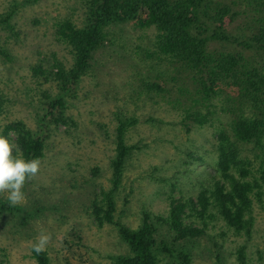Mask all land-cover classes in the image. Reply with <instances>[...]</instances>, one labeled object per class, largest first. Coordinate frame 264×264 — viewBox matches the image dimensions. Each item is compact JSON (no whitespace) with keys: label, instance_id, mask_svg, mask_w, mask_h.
<instances>
[{"label":"rangeland","instance_id":"rangeland-1","mask_svg":"<svg viewBox=\"0 0 264 264\" xmlns=\"http://www.w3.org/2000/svg\"><path fill=\"white\" fill-rule=\"evenodd\" d=\"M15 4L13 31L0 27V43L10 54H0V135L18 120L37 130L44 92L59 93L45 74L58 60L67 67L74 61L71 48L58 39L57 22L65 17L83 25L86 19L84 0H0V11ZM220 5L237 13L235 20L227 18L235 38L249 37L264 21V0H212L209 13ZM139 23L137 18L111 25L109 40L95 52L91 68L64 95L66 123L47 131L39 171L22 189L24 200L9 206L0 194V264H35L31 245L40 234L49 237L45 250L52 264H118L119 255L129 251L118 223L136 230L146 221L154 224L159 264H180L176 252L168 253L171 247H184L193 264H240L241 248L245 264H264V197L255 200L250 232L238 233L217 215L204 223L186 214V221L204 233L181 241L169 225L156 221L179 203L191 212L190 199L196 201L220 172L218 134L230 130L234 113L251 116L256 108L253 100L231 89L204 98L198 72L162 54L157 29ZM235 41L210 40L208 50L241 51L264 68V51ZM118 114L138 119L126 133L136 147L112 191ZM199 115L206 120L201 122ZM8 139L15 145L17 134L13 131ZM237 142L240 157L256 168L253 143ZM110 194L115 222L100 225L94 207L105 206Z\"/></svg>","mask_w":264,"mask_h":264},{"label":"trees","instance_id":"trees-1","mask_svg":"<svg viewBox=\"0 0 264 264\" xmlns=\"http://www.w3.org/2000/svg\"><path fill=\"white\" fill-rule=\"evenodd\" d=\"M211 3L212 0H84L86 19L83 25L65 17L57 22L58 39L71 48L74 61L67 67L58 60L54 69L45 74V81L54 83L59 93L44 92L43 112L37 115V130L29 128L22 120L8 124L4 130L3 135L7 138L13 131L17 134L15 145H12L14 151L25 158L37 157L40 160L44 156L47 131L53 125L66 123L64 95L74 91L81 77L91 68L95 52L109 40V27L140 18L142 27L154 26L157 29V47L162 54L198 72L204 98L210 99L231 89L233 93L253 100L251 105L256 108L251 116L234 113L236 116L230 130L218 134L220 172L212 175V181L203 187L196 201L190 199L191 212L186 213V204L179 203L171 207L168 217L159 216L156 221L169 225L181 241L204 233L203 229L186 221L187 215H196L204 223L217 215L238 233L250 232L254 226L255 200L262 201L264 197V68L249 61L241 51L210 53L208 43L210 40H236V44L244 48L264 51V21L249 37L235 38L230 33L227 20H235L236 11L229 5H220L214 14H210ZM17 7L15 4L4 12L0 11V27L5 25L13 31L12 20ZM203 15L207 22L203 21ZM211 27L213 30L208 33ZM0 54L10 58L1 43ZM2 104L0 92V109ZM196 118L201 122L206 120L203 115ZM117 119L116 154L111 162L112 191L118 189L126 159L136 147L127 142L126 133L138 121L136 117L122 114H118ZM237 141L253 143L255 157L259 159L256 168L252 169L251 163H245L247 159L240 157ZM211 207L215 208L214 214L210 213ZM94 208L100 225L115 222V200L111 194L105 206L97 204ZM153 225L146 221L140 228L131 230L118 223L120 235L129 247L126 255L117 258L118 264H159ZM183 248L178 251L172 247L169 251L164 249L171 254L176 252L180 264H193L189 252ZM32 256L35 264H52L46 250L39 255L32 251ZM238 261L246 263L244 248L238 251Z\"/></svg>","mask_w":264,"mask_h":264},{"label":"clouds","instance_id":"clouds-1","mask_svg":"<svg viewBox=\"0 0 264 264\" xmlns=\"http://www.w3.org/2000/svg\"><path fill=\"white\" fill-rule=\"evenodd\" d=\"M39 164V158H25L14 151L6 136L0 135V194H4L9 206L24 200L23 186L26 180L38 173ZM48 239L47 235L40 234L31 245L32 251L39 255L45 250Z\"/></svg>","mask_w":264,"mask_h":264}]
</instances>
